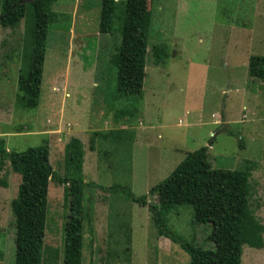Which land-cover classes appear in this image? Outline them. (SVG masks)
Listing matches in <instances>:
<instances>
[{
	"label": "rangeland",
	"instance_id": "rangeland-1",
	"mask_svg": "<svg viewBox=\"0 0 264 264\" xmlns=\"http://www.w3.org/2000/svg\"><path fill=\"white\" fill-rule=\"evenodd\" d=\"M115 2L113 30L106 36L100 35L98 4L56 0L51 5L64 18L48 37L35 111L14 108L23 21L14 28L0 27V137L7 152L49 145L50 134L77 131L87 117L82 150L90 155V139L95 159H107L112 169L99 176L87 171L85 179L103 187L118 185L141 197L167 179L187 153L205 147L206 165L186 173L181 205L168 216L169 229L209 249L216 241L217 207L234 197L248 204L264 228V76L251 74L260 72L264 63V0H140L141 8L151 14L146 77L139 110L124 126L115 125L113 110L94 96L98 61L105 78L121 43L126 0ZM153 48L160 49L158 62ZM216 128L220 130L212 138ZM94 129L110 137H99L96 144L90 132ZM224 129L243 140V151ZM49 148L52 166L61 171L58 154ZM232 172L242 174V194L226 183L225 174ZM2 180L6 186L0 185V264H14L10 203L20 177L7 166L0 172ZM64 189L50 183L48 193L44 245L47 261L57 257V264L68 214ZM149 202L155 204L156 199ZM83 238L82 264H189L177 246L158 237L148 210L120 194L85 191ZM263 261L264 248L243 246L241 264Z\"/></svg>",
	"mask_w": 264,
	"mask_h": 264
},
{
	"label": "trees",
	"instance_id": "trees-1",
	"mask_svg": "<svg viewBox=\"0 0 264 264\" xmlns=\"http://www.w3.org/2000/svg\"><path fill=\"white\" fill-rule=\"evenodd\" d=\"M81 1L98 4L100 35H109L113 30L116 0ZM54 2L56 0H0V27L14 28L21 21L24 25L14 99V108L22 112L35 111L39 107L48 37L64 18L51 10ZM150 28L151 14L141 8L140 0H126L121 43L112 67L114 74L112 69H109L104 78L100 73L102 67L98 61L94 77V96L103 99L108 111L113 110V119L117 126L129 123V119L139 110L146 77ZM159 51L160 49L157 52V48H153L157 62ZM260 67V72H253L252 76H264V63H261ZM223 132L237 139L239 151L244 150V142L236 133L227 129ZM100 135L103 138L110 137L109 132ZM89 149H93L90 143ZM206 157L205 147L187 153L167 179L150 189L146 195L135 197L129 189L118 185L102 188L93 183L85 184L59 176L49 163V149L46 144L20 153L7 152L6 142L0 137V172H4L9 166L20 177L16 198L10 203L14 218V264H57V257L47 261L48 253L44 245L50 183L65 188L64 197L68 205V214L63 226L61 264H82L83 196L87 189L98 190L103 194H120L131 203L146 208L158 237H163L177 246L188 256L189 264H241L243 246L258 250L264 248V228L241 197L227 198L219 203L216 241L209 249L196 247L167 225L168 215L181 205L180 197L186 173L194 168H203L206 165ZM224 177L227 185L230 183V188L242 194L244 185L241 173L232 172ZM0 185L6 186L3 180ZM150 198H155L156 203L151 204ZM88 233L89 244L92 246L91 228Z\"/></svg>",
	"mask_w": 264,
	"mask_h": 264
},
{
	"label": "crops",
	"instance_id": "crops-1",
	"mask_svg": "<svg viewBox=\"0 0 264 264\" xmlns=\"http://www.w3.org/2000/svg\"><path fill=\"white\" fill-rule=\"evenodd\" d=\"M17 78H18V75H17ZM42 81H43V77H42ZM16 83H17V80H16ZM68 97H70V95H68ZM88 122H89V118L85 117L84 118V122L83 121L81 122V125H80L81 127H79L77 131L76 130L70 131L68 129V131L64 132V133L60 132V134H59V132L56 131L55 135L50 134L48 136V139H49V141L51 143H49V145L47 143V146H48V149H49V163H50L53 171L55 173H57L59 176H61V173H65V175H64L65 178H72V179L78 180L80 182H83L85 184L90 183V182H88L85 179L87 171H89L91 174H97V176H99L100 174L101 175H105L104 172H108L109 170L112 169V166L109 163H107V159H105V160L104 159L101 160V159H98V158L95 159L96 152H95L94 147H93L92 150L89 149V143H90L89 140L90 139L88 141H86V143L88 142V153L90 155L88 156L85 152H83V150H82V148L84 147V143L83 142H85V141H83L81 138L84 137V136H86V138L88 137V134L85 135L86 131H87ZM90 132H92V136L94 134H98V135H94V136H96V144H98L97 141L99 140L97 138H99V137L103 138V137H101L100 134L108 133V132H102V131H98L97 132V130H95V129L91 130ZM116 140H118V138H115L113 141H116ZM116 143L118 145L122 144V142L121 143L120 142H112L113 145H116ZM136 144L137 143L134 141L131 144L132 145L131 147L136 146ZM49 146L50 147L52 146L53 151L56 152V154H58L57 167L60 166L61 167V171H58V169L56 167L52 166V164H51L52 162H51V159H50L51 155H50ZM121 149H123V148H121ZM108 150H109V148L106 150V152ZM115 155L117 156L118 153H116ZM130 161H131V174H132L133 173V164L134 163H133V159L132 158L130 159ZM159 176H160V174L158 175V177ZM93 184H95L96 186H99L96 183H93ZM111 186H109V187H111ZM99 187L108 188V187H103V186H99ZM149 190H150V188L147 189L146 194L148 193ZM167 220H168V217H167Z\"/></svg>",
	"mask_w": 264,
	"mask_h": 264
},
{
	"label": "water",
	"instance_id": "water-1",
	"mask_svg": "<svg viewBox=\"0 0 264 264\" xmlns=\"http://www.w3.org/2000/svg\"><path fill=\"white\" fill-rule=\"evenodd\" d=\"M219 130H220V128H216V130L214 132H212L211 137L214 138L217 135V133L219 132ZM208 148H209V145H208Z\"/></svg>",
	"mask_w": 264,
	"mask_h": 264
}]
</instances>
